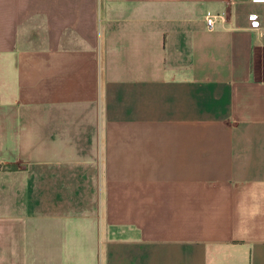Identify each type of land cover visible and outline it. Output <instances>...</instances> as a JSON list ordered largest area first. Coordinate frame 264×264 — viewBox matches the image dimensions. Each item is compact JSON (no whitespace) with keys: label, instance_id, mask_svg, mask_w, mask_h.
<instances>
[{"label":"crops","instance_id":"0c3cea01","mask_svg":"<svg viewBox=\"0 0 264 264\" xmlns=\"http://www.w3.org/2000/svg\"><path fill=\"white\" fill-rule=\"evenodd\" d=\"M0 264H264V0H0Z\"/></svg>","mask_w":264,"mask_h":264},{"label":"built area","instance_id":"2783aa9c","mask_svg":"<svg viewBox=\"0 0 264 264\" xmlns=\"http://www.w3.org/2000/svg\"><path fill=\"white\" fill-rule=\"evenodd\" d=\"M216 17H218V16H215V15L206 16V18H205L206 26L209 30L214 28V23H215ZM248 19H249V26L253 27V28H257V26H258L257 16L256 15H250L248 17Z\"/></svg>","mask_w":264,"mask_h":264}]
</instances>
